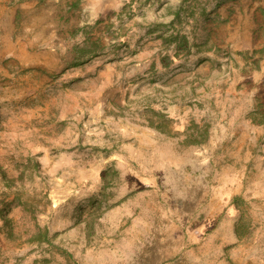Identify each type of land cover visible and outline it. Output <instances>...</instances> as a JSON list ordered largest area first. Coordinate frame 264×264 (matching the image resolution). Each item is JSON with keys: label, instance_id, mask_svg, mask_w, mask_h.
Returning <instances> with one entry per match:
<instances>
[{"label": "rangeland", "instance_id": "1", "mask_svg": "<svg viewBox=\"0 0 264 264\" xmlns=\"http://www.w3.org/2000/svg\"><path fill=\"white\" fill-rule=\"evenodd\" d=\"M182 1L0 0V264H264V0Z\"/></svg>", "mask_w": 264, "mask_h": 264}, {"label": "trees", "instance_id": "2", "mask_svg": "<svg viewBox=\"0 0 264 264\" xmlns=\"http://www.w3.org/2000/svg\"><path fill=\"white\" fill-rule=\"evenodd\" d=\"M134 1H138V0H130L129 3L126 4L131 6V3L134 2ZM224 0H208V3H213L214 6H218L220 5ZM188 2V4L186 5L185 9L187 10L188 9V6L191 7V10H194L196 9L195 7L198 6V0H184V2L182 1L181 4H179V6H177L176 9H174L172 11V18H171V21H170V25H174V23L176 22H181L183 17H182V12L185 11V9L183 8V4ZM125 6V7H126ZM206 8L207 7H201L198 9V15L202 16L206 13ZM184 9V10H183ZM193 12V11H192ZM185 15V14H184ZM186 16H189L188 14ZM193 13L190 15V17H193ZM171 33L169 35V38L172 39L173 42L176 43V46L175 47H182V46H185L186 43L188 42V39H187V35L186 33H180V32H175V34ZM79 52H85V51H88V50H84V48L82 49H77ZM79 52L77 55H79ZM73 64H77V59L73 61ZM46 232V231H45ZM46 234V233H45Z\"/></svg>", "mask_w": 264, "mask_h": 264}]
</instances>
